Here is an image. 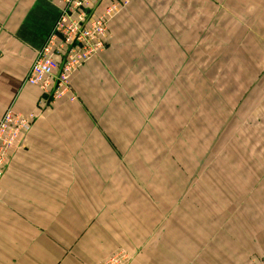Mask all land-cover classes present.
I'll return each instance as SVG.
<instances>
[{
	"label": "crops",
	"instance_id": "1",
	"mask_svg": "<svg viewBox=\"0 0 264 264\" xmlns=\"http://www.w3.org/2000/svg\"><path fill=\"white\" fill-rule=\"evenodd\" d=\"M62 4L0 0V118L35 116L0 264H264V0H131L53 102L25 80Z\"/></svg>",
	"mask_w": 264,
	"mask_h": 264
},
{
	"label": "built area",
	"instance_id": "2",
	"mask_svg": "<svg viewBox=\"0 0 264 264\" xmlns=\"http://www.w3.org/2000/svg\"><path fill=\"white\" fill-rule=\"evenodd\" d=\"M56 24L31 66L25 83L36 86L53 102L75 100L72 80L82 67L106 49L112 21L131 0H61ZM106 4L103 6V3ZM35 123L33 114L7 110L0 118V183L13 156L23 149ZM1 191V187H0ZM120 251L101 264H130Z\"/></svg>",
	"mask_w": 264,
	"mask_h": 264
}]
</instances>
